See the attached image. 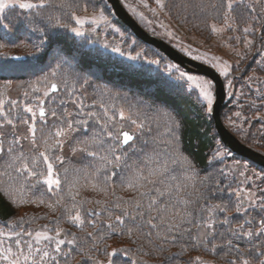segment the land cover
<instances>
[{
    "label": "snow or ice",
    "instance_id": "1",
    "mask_svg": "<svg viewBox=\"0 0 264 264\" xmlns=\"http://www.w3.org/2000/svg\"><path fill=\"white\" fill-rule=\"evenodd\" d=\"M92 3L93 0H86L83 6L79 0H60L59 4H53L51 0H23L18 3L16 6L28 12L30 18L47 22L46 27L38 29L43 39L33 44L35 52L29 55L44 50L45 43L55 35L52 29H67L76 36H83L85 25L90 26L88 32H96L99 25H106L123 37L125 34L112 23L111 15H106L104 8L87 15ZM155 4L159 9L167 7L165 0H155ZM9 6L7 0H0V13ZM144 6L148 7L146 3ZM182 8L185 12L190 10L196 18L203 17L212 33L238 30V17L242 15L238 0H187ZM150 11L155 13L156 8ZM246 11L251 15L256 12V7L246 6ZM255 19L252 17L253 21ZM0 27H9L3 17H0ZM242 31L245 44L251 45L247 34H254L253 24L247 23ZM168 35L174 34L168 32ZM236 39L239 41L240 38ZM135 43L132 41L128 46L131 48ZM105 47L109 45L106 43ZM111 50L121 52L120 47ZM141 56L142 53L137 52L128 58L137 60ZM147 62L158 65L161 61L150 59ZM66 64L70 65L71 61L60 58L43 77L28 83L22 93L23 99L0 98V191L9 196L12 204L17 199L20 203L38 201L44 204L47 199V208L57 213L49 224L33 227L24 216H19L0 227V262L73 264L72 253L85 250L78 243L75 233L70 234L58 227L60 220L65 219L77 227L88 225L92 228L85 235L92 240V248L96 251H100L98 245L113 233L138 238L155 234L160 238L162 230L165 242L174 243L178 238L187 237L193 249L203 247L212 253L226 247L231 256L227 264H264V195H257V192L264 193V189L254 192L250 188H232L224 183L238 172L244 178L243 183L247 184L253 179L246 175L248 164L237 161L234 169L216 170L213 161L218 163L232 155L217 141L218 147L207 164L214 171L205 170L206 174L201 176L194 157L185 155L179 146L181 137L176 133L180 123L167 113L166 133L169 138L162 141L164 149L144 152L137 147V141L140 135H151L152 128H146V124L152 122L151 118H141L134 105H129L126 111L122 106L107 102L104 99L107 92H101L99 102L93 99L91 104L86 103L87 97L77 93H83L90 86L88 79L83 78L80 83V75L69 73L64 67ZM229 68L228 62L224 61L221 74L227 76ZM166 71L178 73L174 79L181 82V87L189 94H196L197 99L206 104L207 113L213 111L212 81L188 74L173 64L167 65ZM77 83L80 84L79 89L75 87ZM145 107L151 110L150 105ZM236 115L239 116V113ZM152 142L157 143V139L154 137ZM143 143L147 145L149 141L144 140ZM66 147L73 155H80L83 166H65ZM141 152L144 153L142 158L138 155ZM133 156L137 158L133 159ZM175 165L181 167L179 180L171 174ZM254 178L264 182V171L254 173ZM117 182L134 190L136 196L128 200L122 197H117L115 201L96 200L95 205L103 204V207L88 208L85 205L90 201L87 198L77 199L79 191H72L78 186H90L93 191L102 192L107 197L109 185ZM225 191L235 196L234 204L231 199L209 203L217 193L222 195ZM112 195H115L114 191ZM230 208L244 217L235 226L233 216L225 214ZM252 209L259 210V220L249 216ZM221 214L225 215L219 219ZM52 224L57 227H52ZM146 227L149 231L144 233ZM217 238L222 243H214ZM241 242L246 246L242 247ZM155 247L162 250L163 243ZM103 251L108 257L107 264H114L113 257L120 252L128 256L130 248L113 247L108 251L105 247ZM85 257L94 260L87 252ZM130 259L131 264H139L135 258ZM75 264H80V261ZM94 264H102V261L94 260ZM194 264L211 262L196 257Z\"/></svg>",
    "mask_w": 264,
    "mask_h": 264
},
{
    "label": "rangeland",
    "instance_id": "2",
    "mask_svg": "<svg viewBox=\"0 0 264 264\" xmlns=\"http://www.w3.org/2000/svg\"><path fill=\"white\" fill-rule=\"evenodd\" d=\"M126 11L130 14V16L138 23V25L149 34L159 38L163 42H165L170 47L174 48L175 50L179 51L184 56L205 64L213 69L217 70L220 74L226 92V97L224 104L222 106L220 112V118L223 122L224 126L244 145L250 147L251 149L261 153L264 155V0H238L239 2V10L241 11L242 15L238 17V30L236 31H224L222 33H212L210 29H208L207 35L198 34L196 32H192L183 28L182 25L178 24L177 21L172 17L168 5L172 6L173 2L176 0H165L167 7L164 9L157 8L155 4V0H119ZM181 2L182 0H178ZM9 3V8L18 7V3L23 2V0H7ZM86 2V0L82 1L81 5ZM144 3L148 5V7L144 6ZM182 5V4H181ZM130 6V7H129ZM246 6H255L256 12H252L251 15L248 14L246 11ZM7 8V9H9ZM19 8V7H18ZM104 8L105 14L111 15L112 23L121 29L125 35L121 37L119 33H115L112 31L111 28H108L106 25H99L96 32H88L87 28L90 27L89 25H85L82 28V31L85 32L83 36H76L74 33L70 32L71 36H75L77 41L81 44L82 47L85 46H92L93 49L95 46L101 47L103 50L114 54L117 58H125L129 61L137 62H144L152 67L157 72H161L164 74L165 78L168 79L167 81L161 80L164 86H168L172 91L178 93H185L190 95L191 98L195 103L199 104V108H195V116H205L212 121V133L214 134V142L213 146L209 149L210 156H212L213 151L218 147L217 141H220L219 135L217 130L214 127V122L212 119L211 113H207L205 111L206 104L202 101L197 99L196 94H189V91L185 88L181 87V82L174 79V77L178 74L175 71L173 73H169L166 71L167 65L173 64L177 65L180 70L187 72L188 74L194 75L198 78H203L206 80H210L209 78L188 72L181 68L178 64L173 62L170 58H168L163 52L155 48L154 46L140 40L137 38L132 31L127 27L124 26L120 20L114 14V11L111 7V4L107 0H93V3L89 5L87 15H92L94 10ZM151 8H156V12L153 13L150 11ZM131 9H135L133 12ZM6 10V9H5ZM4 10V11H5ZM3 13V12H2ZM0 13V15L2 14ZM81 14H85L81 12ZM259 14V15H258ZM141 16L143 18H141ZM252 17H256L253 21ZM247 23H252L255 32L254 34H247V39L252 41L251 45L245 44V34L243 33V28ZM241 25V26H240ZM237 25H233L234 28ZM168 32H172L174 35L169 36ZM243 34V35H242ZM86 36H90L93 40L97 37V40L100 42L89 43V38L84 39ZM239 37V41L236 39ZM87 43H84L86 42ZM132 41H136V43L130 48L128 45L132 43ZM108 44L109 47H105V44ZM114 47H120L121 52L116 53L113 52L111 49ZM137 52H141L142 56L140 59L131 60L129 56H135ZM219 58L218 60L215 58ZM72 64H74V59L71 57ZM150 59H159L161 62L160 64H150L147 61ZM224 61H227L230 65L229 74L227 76L222 75V69ZM29 66V65H27ZM10 69L4 71V73L10 72ZM1 72V71H0ZM35 71H28L29 74H34ZM3 73V72H1ZM19 74V73H18ZM36 74H38L36 72ZM42 74V73H41ZM43 76V75H41ZM93 79L91 76L88 81L90 82ZM170 80V81H169ZM211 81V80H210ZM231 81V83H229ZM213 83V82H212ZM5 85H10V87H5ZM214 85V83H213ZM69 86L71 83L69 81ZM12 87V83L7 80H0V98H8L9 97V90ZM77 89H79L80 85L77 83L75 85ZM111 90L108 88L107 90L96 89V91H92L91 93L88 90V86L86 87V91L83 93H77V95H84L87 97H92L93 99L97 100V102L101 99V92H107L108 94L104 96V99L109 103H115L117 106H122L128 111L129 105H134L135 110L141 113V118L149 117L151 118V123L146 124L147 127L152 128V133L150 136L140 135L141 140L137 141V147L142 148L144 152L151 153L154 150L161 151L164 149V145L162 141L167 140L169 137L166 133V128L168 126V121L165 116V113L170 114L171 116L175 117V115L164 108L153 106L151 110L148 108H144V106L138 105L139 102L134 101L130 98L129 91H124V98L122 103L118 101L116 98L115 101L112 98V95H115V92L111 95ZM113 91H116L114 89ZM149 93V91H147ZM214 103L216 100L215 96V86H214ZM67 99V96L64 97ZM138 103V104H137ZM213 103V105H214ZM239 113V116L236 115ZM175 120L180 123V129L176 133L180 137L182 136L181 130H183V126L181 120L179 118ZM163 122L164 124H162ZM126 127L129 125L126 123ZM158 130H161L158 132ZM211 135V134H210ZM157 139V143H153V138ZM144 140H148L149 143L145 145L143 143ZM223 144V143H222ZM182 141H180V148ZM224 145V144H223ZM225 146V145H224ZM226 147V146H225ZM228 149V147H226ZM229 150V149H228ZM232 155L230 157H224L220 160V162L213 161L214 168L216 170L224 169L228 171L229 169H234L236 167V162L239 161L241 164L247 163L248 170L246 175L248 177H252L247 184L243 183L244 178L239 176L238 172L235 174V177H229L227 181H224L226 184H230L232 188L236 187H244L250 188L251 191L257 192V189H264V182L260 180H256L254 178V173L264 171V167H261L253 162H250L246 158L241 155H238L231 150H229ZM143 152L139 153V157H143ZM67 155L71 156L69 160L70 165L72 163L73 166H83L81 164L80 155H73L69 148L66 147L65 149V157ZM186 155V154H185ZM137 156H133V159H136ZM209 160V158H208ZM2 163V162H1ZM67 166V165H65ZM70 167V166H69ZM175 171L172 172V175H175L178 180L182 176V171L180 165L173 166ZM200 170V175L203 176L207 172H213L214 169L205 166V172L202 171V168H198ZM243 171V169H240ZM115 187L120 188V190H127L132 194L131 197L136 196V192L134 190L128 189L126 187L120 186L119 182H117ZM111 189V185H109V192ZM119 190V191H120ZM112 191V190H111ZM118 191V192H119ZM115 192V193H118ZM113 193V192H112ZM223 195V194H222ZM257 195H264V193L257 192ZM110 196V195H108ZM130 198V197H129ZM127 196V199H129ZM231 200L235 202V196H229ZM154 214V213H153ZM227 215L233 216V226L240 223L244 217L240 214H235L230 208ZM221 214V215H225ZM249 216L255 217L257 220L260 218L259 210L252 209L249 212ZM222 219V217H218ZM7 224L0 223V227H3ZM34 227V226H33ZM76 228H81L77 227ZM5 231L7 228L5 227ZM78 240V239H77ZM84 238L80 241L82 243ZM224 261H220L219 258H222L223 255L218 253L215 257L213 253L210 251L201 250L200 251V259L202 261H210L211 264H227V261L231 259V256L225 254ZM73 257V264L76 261H80V263L84 264H94V260L102 261V264H107L108 257L107 256H92L94 260H89L86 257L79 254V251H74L72 253ZM84 257V259H82ZM191 256L189 259H185L182 264H194V260L191 261ZM116 262V261H114ZM223 262V263H220ZM2 264V262H0ZM115 264V263H114ZM117 264H126L122 261H118Z\"/></svg>",
    "mask_w": 264,
    "mask_h": 264
},
{
    "label": "trees",
    "instance_id": "3",
    "mask_svg": "<svg viewBox=\"0 0 264 264\" xmlns=\"http://www.w3.org/2000/svg\"><path fill=\"white\" fill-rule=\"evenodd\" d=\"M82 1L84 0H79L80 4ZM51 2L59 4L60 0H51ZM186 2L187 0H182L181 2L176 0L172 6L168 5L172 17L183 28L198 34L207 35L209 28L204 22V18H196L190 10L185 12L182 8V5ZM0 17H3L4 23L9 26L8 29L0 27V71L3 72H0V80L8 79L12 83V87L9 90L11 99H23L22 93L27 84L39 77H43L60 58H66L71 61L69 58L75 56V63L72 64L71 62L70 65L66 64L64 67L73 75L78 73L81 77L80 83L83 82V78L89 79L93 76V79L89 82L90 86H88L90 93L96 91V89L108 91L109 88L111 95L115 92V95H112L113 100L115 101L117 98L122 103L125 94L123 92L129 91L130 98L139 102V104L137 103L138 105L144 106V108L146 105H150L151 108L158 106L169 111V113L172 112L176 119L179 118L183 126V130H181L183 152L194 157L197 167L202 168V171L205 172L204 168L207 166L210 156L209 149L213 146L215 139L211 130L212 121L205 116H195V108H199V104L195 103L190 95L172 91L168 86H164L161 80H168L164 74L155 71L154 67L147 63H135L125 58H117L114 54L98 46H95L94 49L92 46L82 47L76 37L71 36L67 29H52L51 31L55 35L50 41L45 43L44 50L41 53L29 55L35 52L33 44H38L43 39L38 29L46 27L47 22L40 18H30L28 12L18 7L6 9ZM86 38H89V43H100L97 37L93 40H91L90 36H86L84 39L86 40ZM84 43H87V41ZM10 54H24L28 56V59L24 62H13L8 59ZM7 69L11 71L4 73ZM28 71L35 72L34 74H29L27 73ZM69 81L71 83V78ZM114 89L116 91H113ZM92 101L93 98L89 97L85 102L91 104ZM161 123L164 124L163 122ZM160 131L158 130V132ZM70 159L71 156L67 155L66 167H72V163L70 165L69 162ZM81 183L83 184L84 182L81 181ZM119 190L120 188L111 185L108 194L110 196L105 197L104 193L93 191L90 186H78L76 189H72V191H79L80 195L77 199L87 198L90 201V203L85 205L88 208L103 207V204L95 205L94 202L96 200L115 201L117 197L128 200L127 196L128 198L132 196L127 190ZM113 191L119 192L112 195ZM229 196L230 194L227 191L223 195L217 193L215 198L209 200V203L228 201L230 199L228 198ZM47 203V199L44 204L38 201L36 203H20L19 199H17V202L12 204L9 196L0 191V223L7 224L19 216H24L25 221L29 222L30 226L49 224L51 218L55 217L57 213L51 212L46 206ZM222 216L220 215V217ZM52 227H57V225L52 224ZM58 227L64 228L70 234L75 233L78 243L85 250L84 252L79 251V254L84 257L85 252L90 256H106L103 251L105 247H107L108 251H111L113 247L130 248L128 256L120 252L113 257V260L116 261L114 262L115 264L118 261L131 264L130 257L135 258L139 264H182L190 256L191 261L195 260L196 257L200 258V251L204 250L203 247L193 249L187 237L178 238L174 243L165 242L162 240L163 231L161 230L160 238L156 237L155 234L152 237L141 236L138 238L137 236L128 237L126 234L117 235L113 233L106 237L105 242L98 245L100 251H96V249L92 248V240L85 235L87 232L92 231L90 226L85 225L84 227L76 228L75 225L68 223L65 219H61ZM148 231L149 228H144V233ZM153 233H155V230H153ZM68 238L71 239L72 236L69 235ZM83 238L84 241L80 243ZM213 242L222 243L219 238ZM161 243H163L162 250H157L155 245ZM241 246L245 247L246 245L241 242ZM218 253L223 255L222 258H219L220 261H224L225 254L229 255L226 247L213 253V256L215 257Z\"/></svg>",
    "mask_w": 264,
    "mask_h": 264
},
{
    "label": "water",
    "instance_id": "4",
    "mask_svg": "<svg viewBox=\"0 0 264 264\" xmlns=\"http://www.w3.org/2000/svg\"><path fill=\"white\" fill-rule=\"evenodd\" d=\"M107 1L111 4L116 17L125 26H127L137 38L163 52L168 58H170L184 70L205 76L214 83L216 100L213 105V111L211 112V115L214 122V127L217 130L221 142L232 152L243 156L244 158L261 167H264V155L241 143L221 121L220 112L225 101L226 92L223 80L218 71L212 67L184 56L159 38L144 31L130 16L119 0ZM9 58L14 61L26 60V56L23 55H11Z\"/></svg>",
    "mask_w": 264,
    "mask_h": 264
}]
</instances>
